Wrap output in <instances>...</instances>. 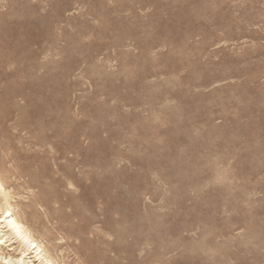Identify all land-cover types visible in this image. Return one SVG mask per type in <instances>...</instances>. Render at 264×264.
<instances>
[{
  "label": "rangeland",
  "instance_id": "rangeland-1",
  "mask_svg": "<svg viewBox=\"0 0 264 264\" xmlns=\"http://www.w3.org/2000/svg\"><path fill=\"white\" fill-rule=\"evenodd\" d=\"M0 179L55 264H264V0H0Z\"/></svg>",
  "mask_w": 264,
  "mask_h": 264
},
{
  "label": "bare ground",
  "instance_id": "bare-ground-1",
  "mask_svg": "<svg viewBox=\"0 0 264 264\" xmlns=\"http://www.w3.org/2000/svg\"><path fill=\"white\" fill-rule=\"evenodd\" d=\"M0 195L7 204L5 208H2L0 206L2 219H0V221L3 224V227L6 228V232L0 235V243L6 242L7 238L8 241L15 239L16 241H18L19 246H21V252L23 255V257L19 256L18 258L13 260L11 255L10 257L4 256L0 252V264H21L22 260L24 259V256L32 253L33 256L30 257H34V260L29 264H55L50 255L47 253V251L43 248L42 244L38 242L37 239H35V235L33 236L29 231V228H27L16 216L12 205L9 203L11 192L7 190L6 186L4 185L1 179ZM36 260L39 261V263H36Z\"/></svg>",
  "mask_w": 264,
  "mask_h": 264
}]
</instances>
